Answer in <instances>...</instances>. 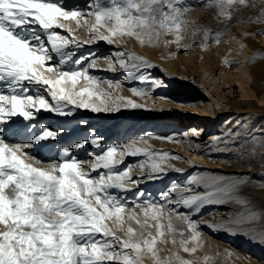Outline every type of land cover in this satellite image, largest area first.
I'll list each match as a JSON object with an SVG mask.
<instances>
[{
    "label": "snow or ice",
    "instance_id": "obj_1",
    "mask_svg": "<svg viewBox=\"0 0 264 264\" xmlns=\"http://www.w3.org/2000/svg\"><path fill=\"white\" fill-rule=\"evenodd\" d=\"M260 5H264V0H207L204 6L214 10L220 29L213 31L208 25H194V22L185 19V15L193 9L182 6L180 0H94L88 13L65 10L58 0H0V125L15 116L22 117L24 121H34L41 110L69 116L72 112L64 110L67 107L62 104L64 101L76 107L102 110L82 99L85 94L93 96L89 88L75 91L80 78L96 82L97 78L88 74L89 68L96 66L95 61L77 70H64L62 67L72 59V53L65 52V49L69 43L75 42L71 35H61L56 31L67 28L62 21L74 20L80 26L82 19L93 39L105 40L109 44L114 43L113 38L125 36L135 37L141 43H152L153 39L158 42L160 37L172 33L175 39L166 43L179 46L191 28L193 37L202 38L198 46L206 49L209 42L219 44L234 22H264V7L260 8L257 16L242 19L245 9H255ZM89 19L94 22L89 24ZM31 26L41 28L46 39L41 35H27L26 30ZM67 30L71 33L70 28ZM53 54L60 55L58 64L51 63ZM256 58L254 56L252 60ZM113 59L130 74L142 67H154L142 57L124 52H117ZM75 63L80 64L81 60ZM29 84L43 87L55 103H49L39 90L32 94L26 86ZM132 91L143 95L136 89ZM128 103L140 107L132 101ZM31 127L37 126L32 124ZM56 137L57 131L42 127L32 133L27 144H9L0 138V264H144L146 257L154 264H191L175 252L164 260L160 258L158 245L168 243L164 237L176 231L170 216L167 224L162 222V218L165 212L174 210L163 204L145 202L137 204L126 215V204L110 193L109 189L124 190V184L130 181L126 170H114L122 163L124 152L117 159V148L108 147L103 155L96 156L91 171L107 170L100 172L96 179L91 178V173L84 170L83 162L78 161L68 147L61 149L59 163L50 162L48 167L34 166V163L42 164L43 161L24 149L50 138L55 140ZM91 143L99 147L97 137L93 136ZM252 143L250 157L257 155L256 147L264 149V142L255 137ZM75 147L81 148L83 144H76ZM138 152L135 150L127 154ZM259 155L264 156V151ZM168 157V153L162 154V158ZM25 158L34 163L26 162ZM160 167L159 163L152 164L153 171L160 170ZM250 179L208 174L189 181L202 184L206 189L203 195H185L191 189L177 186L172 191L180 197L175 203L196 204L197 212L205 203L244 206V211L229 217L226 224L235 225V228H230L234 233L243 231L264 239V213L254 211L249 200L241 195L242 187ZM260 187L264 188V182ZM164 200L174 203L167 195ZM138 212L143 213V220ZM176 214L191 233L189 239L179 241L180 248L194 254L197 246L188 245L200 240L202 233L198 231L199 225L188 215ZM149 219L154 223H149ZM129 221H134L138 228ZM207 226L215 230L224 225ZM183 235L180 232V236ZM170 242L177 244L174 237Z\"/></svg>",
    "mask_w": 264,
    "mask_h": 264
},
{
    "label": "rangeland",
    "instance_id": "obj_2",
    "mask_svg": "<svg viewBox=\"0 0 264 264\" xmlns=\"http://www.w3.org/2000/svg\"><path fill=\"white\" fill-rule=\"evenodd\" d=\"M180 3L182 6L193 9L185 15V19L194 22V25H208L213 28V31L220 30L214 18V10L207 9L204 6L207 0H180ZM261 7H264V5H260L255 9H245L242 19L248 20L249 17L257 16ZM262 30H264V22H234L233 25L227 29L226 34L221 38L219 44L209 42L206 49H201L198 46V41L202 38L193 37L191 35V28H189L188 33L185 34V38L180 42L179 46L176 43H166V41L175 39L172 33L160 37L158 42L153 39L152 43H148L147 41L141 43L135 37L125 36L113 38L114 42H116L114 44L121 46L120 52L129 54L126 52V50H128L132 55L142 57L151 65L159 62L164 66L163 69L160 70L166 71V74L165 72H156L150 67L140 68L130 74L124 69H121L118 62L113 59V47L94 45L92 43V45H89L87 48L90 50L87 51L88 56L92 54L101 64H106V69L110 71V77L113 81V85L111 84V86L117 84L121 85V88H119L120 91L115 94V90L110 89V87L100 88L96 82L90 83L88 80L82 78L77 80L75 91L87 87L94 93L91 97L85 94L82 99L86 100L89 104L99 108L102 107L101 112L97 114L110 115L105 118L107 119L105 122L106 125H109L119 117V115H111L112 113L127 112L128 114L121 118L122 122L119 124L120 129L119 135H117L118 138H115L113 141H105L100 139L101 135L97 133V129H95L97 128L96 125L84 124L83 119L86 117L82 116L83 112H80L81 107L67 104V101L62 102L63 105H67V109L65 107L64 110L68 111L70 109L72 112L71 115L64 116V121L68 124L75 123L79 126L80 132L74 141L75 145L83 144L81 149L88 152L91 146H93L91 138L95 135L99 140L98 143L100 142L102 155L104 154L103 151L105 152L108 147L117 148V159L121 158V152L127 154L128 152L139 150L138 154H131L129 158H124L123 155L122 163L117 165L114 169L116 171H127L128 177L130 178V181L127 183L132 184L141 180L140 178L142 176L147 177L150 172H153V163H159L161 165L158 171L165 172L172 170L173 172L177 165V159L171 157H177V152L171 153L167 149H164V146L160 143L158 138L164 137V140H169V138L173 140L181 139L183 134L182 129L189 128L190 126V124L184 125V120L178 121L183 115V110L181 109L182 105L191 106V104L195 102L199 103L200 101L214 103L211 99L213 96L211 97V95H207L206 93L205 95L202 94L204 85L211 91H214V95L219 97V99L223 98L224 101L226 100V102L237 105L255 103V97H253V95L256 93L257 96H259L260 92L264 89V74L260 73L259 77H251L247 72V68L251 66H259L260 69H264V34H261ZM60 34L64 35L62 33ZM242 45L243 47H241ZM131 53L129 55H131ZM254 56L258 58L252 60ZM79 57L81 56H78L75 61H77ZM226 60L231 63H226ZM82 62L83 61H81V63ZM81 63L77 65V68ZM83 67H85V65ZM244 69L245 71H243ZM141 77H144V79H141ZM254 78L257 80H254ZM164 79L169 80L168 86H165L163 82ZM193 85H202V87L196 90V93L191 94V96H186V92L191 91L190 88ZM176 87H178L179 90H176ZM132 89H136L137 92H142L143 95H137ZM240 91L246 93V99L241 95ZM100 93H108L109 95L104 96L100 95ZM162 97L173 98L174 100H171V102L179 105L178 111L174 112L175 107L173 104H170L171 102H164V100H161ZM185 97L188 98L184 99ZM124 99H135L140 107L126 109L123 106ZM217 102L218 101H216V104ZM221 103L224 104L222 100L219 104ZM210 109V113L212 114L215 112L219 113L216 105L211 106ZM262 115L259 126L263 124L264 112ZM227 116L228 115H220L219 117H215V121L218 122L217 126L219 128L223 127L228 121L226 120ZM20 122L27 123L28 125H36L34 121H24L23 118L19 116L12 117L6 124L0 125V138L4 133L12 132L11 129L13 124ZM206 122L210 128L207 130L208 134L219 129H211L214 124L212 122L210 123V121ZM174 126H179L180 130L176 129ZM259 126L250 131L242 132L226 157H224L217 166L212 168V170L208 169L209 164L205 163L202 158L199 161L195 157H192L191 160H187V163L196 164L185 170L182 175H178V172H171V176L166 180L168 182L165 183L164 181L162 182L163 184L165 183L164 185L162 184L161 187H155L152 193L153 195H149V188L139 187V185L134 189L138 195H118L109 190L112 195H115L126 204V215L130 213L137 204H144L145 202L156 204H163L166 202L164 205L168 209L174 210L171 213L165 212L162 218V222L167 224L170 216L176 231L166 234L164 239L169 241L168 243L158 245L161 249L159 253L161 260L168 257L170 253L175 252L184 260L191 261V264H262L260 263L261 261L264 264V259L259 258L261 255H264V239L246 234L243 231H236L234 233L230 228H235V225L226 224L229 217L242 213L244 211V206L236 203H205L200 206V211L197 212L196 204L184 205L182 203H175L180 197L178 193L172 191L174 186L184 189L180 186L182 185L180 183L186 182L191 191H186L184 193L185 195L198 194L201 190L206 192V189L201 187L202 184L189 183V181L195 177L208 174L223 176L225 172L230 173L225 170V167H227L225 163L230 165L229 167H233V156L241 152V147L246 141L254 136L263 138L261 133L257 131V129L263 128V126ZM207 133L203 140H207ZM5 141L11 142V138H7ZM257 150L258 148H255V152ZM146 152L152 153L153 155L147 156L144 154ZM163 153H168L169 157L162 158ZM205 156L207 157V155ZM262 160L264 161V156L248 158L236 166L239 169H243L244 167L250 169L252 164L260 165ZM28 163L32 162L28 161ZM47 165H49V162H47ZM34 166L37 165L34 164ZM100 172H106V169H99L92 174L98 175ZM238 174L250 175L245 172V170H241L236 173L234 172L233 175L228 178H241L242 176H237ZM255 178L257 179H253V181L258 183L255 187L259 192H253L249 190L248 185H245L241 189V195L249 200L254 211L264 213V195H262L264 188L260 187V184L264 182V170L255 174ZM165 195L169 196L174 203L170 204L168 201L162 200ZM176 213L190 216L191 219L199 225L198 231L202 233L200 240L188 245L189 247L197 246V251L194 254L186 253L180 248L179 241L181 239H189L191 233L187 230V226L182 223L181 217ZM138 215L142 220L145 218L142 212H138ZM128 223L138 228L134 221H129ZM149 223L154 222L149 219ZM208 224L224 226L214 230L209 228L207 226ZM260 226L261 225H257V227ZM125 227H127V224ZM149 230L154 231L153 229ZM180 232L184 233L183 237L180 236ZM173 237L177 240L176 245L170 242ZM144 264H154V262L146 257L144 259Z\"/></svg>",
    "mask_w": 264,
    "mask_h": 264
},
{
    "label": "bare ground",
    "instance_id": "obj_3",
    "mask_svg": "<svg viewBox=\"0 0 264 264\" xmlns=\"http://www.w3.org/2000/svg\"><path fill=\"white\" fill-rule=\"evenodd\" d=\"M58 2L65 8V10H79L82 13H88L89 11L92 10L91 5L94 3V0H58ZM93 22L94 20L89 19V24ZM62 23L67 25V28L56 29V31L66 36L71 35L72 37L75 38V42L69 43V45L65 49V52L72 53V59L62 66L64 70H77L83 67L84 65L85 67H88V64L94 60L96 66L94 68H89L88 74L90 76L97 78L96 83L100 86V88L110 87V89L115 90V94L116 92L120 91L119 88H121V85L117 84L115 86H110L109 82H111L112 84L113 81L110 77V71L106 69V64L105 65L101 64L98 61V59L92 56V54L91 56L90 54L88 56L87 51H90V50H88L87 48L89 47V45H92V43L94 45H103V46L105 45L106 47H113L114 49L112 51V55L115 57V54L117 52H120L119 50L121 49V46L114 44L116 42L109 44L105 40L93 39L92 38L93 34L90 33L89 27L84 24L82 19L80 20V26H78L77 22L74 20L62 21ZM68 28L71 29V33L68 32L67 30ZM101 31H103V29H101ZM26 32H27V35L29 36L41 35L42 37L46 39V34L38 26H31L29 29L26 30ZM77 44H79V46H77ZM126 52L129 54L131 53L128 50H126ZM53 56H54V59L51 63L54 65L58 64L59 59L61 58L60 55L53 54ZM78 56H81L79 57L78 60H81L83 62L77 68L78 64L75 63V60L78 58ZM159 64L160 63L157 62V64H154V67H150V68L156 72L160 71L162 73L165 72L166 74V71L160 70V69H163L164 66L162 64L160 65ZM243 71H245V69ZM247 72L249 73L251 77L252 76L259 77L260 73L264 74V69H260L259 66H256V67L251 66L247 68ZM254 80H257V79L254 78ZM163 82L165 86H168L169 80L164 79ZM26 86L31 90L32 94H36L37 90H39V93L43 94L46 97V99H48L49 103H55L52 100L51 96L48 95V93L44 91L43 87L39 85H35V84H29ZM68 87H70V85H68ZM200 87H202V85L201 86L200 85L191 86L190 88L191 91L186 92V96L187 95L191 96V94L196 93V90L201 89ZM175 89L179 90L178 87H176ZM213 92L214 91H211L207 86L205 85L203 86L202 94L205 95L206 93L207 95H211V97L213 96L211 99L213 100L214 103L200 101L199 103L195 102L191 104V106H188V105L181 106V109L183 110V115L178 119V121L184 120V125L190 124L189 128L182 129L183 134L181 136V139L164 140L165 139L164 137L158 138L160 143L164 146V149H167L171 153L177 152V157H179V159H177V165L174 168L173 172H178L179 173L178 175H182L185 170H187L188 168L196 164V163H189V164L187 163V160H191L192 157H195L199 161L202 158L205 163L209 164L208 169L212 170V168L217 166L218 163L222 161L224 157H226V155L229 153V150L234 146L233 144L237 142V138L240 136L242 132L250 131L258 127L260 124V119L262 118L263 116L262 113L264 112V89L260 92L259 96H257L256 93L253 95V97H255L254 99L255 103H247L244 105L243 104L237 105V104L226 102V100L224 101L223 98L219 99V97L215 96ZM240 93L241 95L244 96L245 99L247 98L246 93H243L242 91H240ZM187 98L188 97H185L184 99H187ZM161 100H164V102H171V100H174V99L171 97L170 98L162 97ZM221 100L224 104L222 103L219 104ZM128 101H132L133 103L137 104V100L135 99H124L123 106L126 109L133 108L132 104L128 103ZM216 101H218L217 104H216ZM170 104H173V106L175 107L174 112L178 111L179 105H177V103L171 102ZM214 105L217 106L219 113H216V112L214 114L210 113V110H211L210 107ZM80 112H83L82 116L86 117L85 119H83L84 124L85 125H96L97 128L95 129H97V133H100L101 135V136L99 135L101 137L99 138L105 141H110V140L113 141L115 138L116 139L118 138L117 135H119V129H120L119 124L122 122L121 118H123V116H126L128 114L127 112H124V113L121 112L117 114L112 113L111 115H119V117L117 116L118 118L115 121L111 122L109 125H106L105 122L107 121V119L105 118L107 116L109 117L110 115L97 114V113H100L101 111H93L91 107L86 108V109L81 107ZM220 115L221 116L228 115L226 119L228 121L225 123L223 127L219 128L217 126L218 122L215 121V117L216 116L219 117ZM204 120L208 122L210 121V123L212 122L214 124V126L210 125L212 126L211 129L212 128H217V129L219 128V129L215 130V132H211L208 134L207 130L210 128L208 127V123ZM34 122L36 123V126H37L36 128H32L31 127L32 124L28 125L27 123H24V122L13 124V127L11 129L12 132L4 133L3 135H1V138L3 139L11 138V142H7L9 144H16L17 142L19 144H27L30 142L33 132L38 131L42 127H49L50 130L57 131V137L55 140L50 138L49 140L43 141L39 145H35L32 148L24 149V151L29 153L31 156L36 157L39 160L43 161L42 164H36V165L40 167H48L47 162L59 163L60 162L59 153L61 149L68 147L70 149L71 154L78 161L83 162L84 170L91 173V178L93 179L98 178L97 174H92L95 171H91V165L93 162H95L96 156H100V154L102 155V152H101L102 149L100 150V147H101L100 142L98 143L99 147H97L96 145H93L91 146L88 152L83 151V149L81 148H76L74 141L76 140V136L80 132L79 126H77L75 123L73 124L66 123L64 121V116L58 115L55 112L41 110L39 113L36 114V119L34 120ZM262 126L263 128L257 129V131H259L258 133H261L263 138H259L257 136H254V137L256 138V140L264 142V121H263ZM262 126H259V127H262ZM174 127L180 130L179 126H174ZM206 133L208 134V138L207 140H203ZM91 135H92V132H91ZM254 137L246 141V143L241 147L240 153H238L236 156H233V159H232L233 167H229L230 165L225 163L227 166L225 167V170L230 173L225 172L223 176L229 177V176H232L234 172L236 173L241 170L242 171L245 170V172L249 173L250 175L238 174L237 176H242V177L244 176L243 178H246V179L251 178L249 180V183L247 184L249 190L253 192L254 191L259 192L258 189L255 187V185L258 183L254 182L253 179H257L255 178V174L259 173L261 170H264V161L262 160L260 165L252 164V167L250 169H246V167H244L243 169H239L236 166L237 164H241L245 159L261 157L259 153L262 152L263 149L259 147H256L258 148V150L256 151L257 155L254 157H249V154L253 151L252 141ZM192 149L194 150V152ZM130 155L131 154H125L124 158L126 157L129 158ZM205 155H207V157ZM241 155L243 159L241 158ZM25 159H26V162L30 161L34 163V161L29 158H25ZM176 169H183V171H177ZM171 172L172 170L165 171V172L158 171V170L157 172L153 171V172H150L147 177L142 176L140 178L141 180H138L135 183H132V184L125 183L123 186L124 190H121V189H109V190L112 193H116L118 195H138L136 190L134 189H136V186L139 185V187L149 188L150 190L149 195H153L152 193L155 187L157 186L161 187L163 184L162 182L164 181L165 183L168 182L166 180L173 173ZM135 175H138V174H135ZM180 184H182L180 186H182L184 189H189L186 182H181ZM201 187L204 188L203 185ZM204 193L205 191L201 190L199 191L198 194L203 195ZM262 195H264V191L262 192ZM165 203H163V205ZM259 258L264 259V255H261ZM260 263L263 264L262 261Z\"/></svg>",
    "mask_w": 264,
    "mask_h": 264
}]
</instances>
